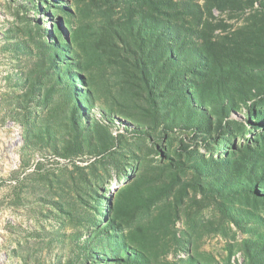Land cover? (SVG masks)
Listing matches in <instances>:
<instances>
[{"label":"rangeland","instance_id":"obj_1","mask_svg":"<svg viewBox=\"0 0 264 264\" xmlns=\"http://www.w3.org/2000/svg\"><path fill=\"white\" fill-rule=\"evenodd\" d=\"M0 264H264V1L0 0Z\"/></svg>","mask_w":264,"mask_h":264},{"label":"trees","instance_id":"obj_2","mask_svg":"<svg viewBox=\"0 0 264 264\" xmlns=\"http://www.w3.org/2000/svg\"><path fill=\"white\" fill-rule=\"evenodd\" d=\"M261 1H262V0H258V3H260V5H261ZM263 1H264V0H263Z\"/></svg>","mask_w":264,"mask_h":264}]
</instances>
